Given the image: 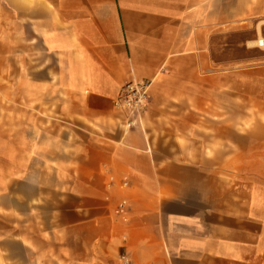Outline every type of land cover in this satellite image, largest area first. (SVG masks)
<instances>
[{"label": "crops", "instance_id": "0c3cea01", "mask_svg": "<svg viewBox=\"0 0 264 264\" xmlns=\"http://www.w3.org/2000/svg\"><path fill=\"white\" fill-rule=\"evenodd\" d=\"M259 37L264 0H0L1 264H264Z\"/></svg>", "mask_w": 264, "mask_h": 264}, {"label": "built area", "instance_id": "2783aa9c", "mask_svg": "<svg viewBox=\"0 0 264 264\" xmlns=\"http://www.w3.org/2000/svg\"><path fill=\"white\" fill-rule=\"evenodd\" d=\"M149 87L150 83L145 81L130 82L122 89L119 98L115 102V107L130 115H140L145 112L149 104ZM130 125V123H128ZM126 202L122 201L117 214L124 211Z\"/></svg>", "mask_w": 264, "mask_h": 264}, {"label": "rangeland", "instance_id": "374dc122", "mask_svg": "<svg viewBox=\"0 0 264 264\" xmlns=\"http://www.w3.org/2000/svg\"><path fill=\"white\" fill-rule=\"evenodd\" d=\"M252 46H254V45H252ZM262 48H264V47H262ZM249 97H250V91L244 90L243 91V99H244L243 114H244V116L255 114L256 110H257V108L252 107L251 101H246V99H248ZM250 125H251L250 123H244V127H246V128H248ZM10 226H11L10 220H0V229H9ZM0 243L3 244L4 248L8 249L7 255L3 256V257H5V259H10L11 255H13L15 257H20L23 262L28 261L27 256L24 253V251L22 249H20L16 244L11 243L10 241H5V242L1 241ZM51 254L53 255L51 264H60V261L58 260V251L57 250H56V252L52 251ZM1 257L2 256L0 255V258ZM64 257L62 255V258H64ZM74 257H76V256H74ZM66 259L69 260V259H71V257L69 255H67ZM0 264H1V261H0ZM61 264H62V262H61ZM100 264H102V263H100Z\"/></svg>", "mask_w": 264, "mask_h": 264}, {"label": "bare ground", "instance_id": "6f19581e", "mask_svg": "<svg viewBox=\"0 0 264 264\" xmlns=\"http://www.w3.org/2000/svg\"><path fill=\"white\" fill-rule=\"evenodd\" d=\"M251 45H256V46H260V47H264V38L259 37V39L257 40V42L253 43Z\"/></svg>", "mask_w": 264, "mask_h": 264}]
</instances>
